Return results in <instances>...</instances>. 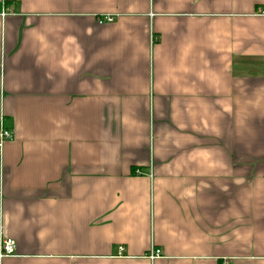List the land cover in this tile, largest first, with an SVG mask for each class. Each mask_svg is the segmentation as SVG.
<instances>
[{
    "label": "crops",
    "instance_id": "0c3cea01",
    "mask_svg": "<svg viewBox=\"0 0 264 264\" xmlns=\"http://www.w3.org/2000/svg\"><path fill=\"white\" fill-rule=\"evenodd\" d=\"M0 120V264H264V0H0Z\"/></svg>",
    "mask_w": 264,
    "mask_h": 264
},
{
    "label": "built area",
    "instance_id": "2783aa9c",
    "mask_svg": "<svg viewBox=\"0 0 264 264\" xmlns=\"http://www.w3.org/2000/svg\"><path fill=\"white\" fill-rule=\"evenodd\" d=\"M13 137V133L9 128L3 125L2 120H0V150L3 144ZM15 242L11 238H3L0 242V255H10L14 252ZM119 253L123 251V247L119 246ZM149 258L154 259L160 255V250L158 248L152 249L148 254Z\"/></svg>",
    "mask_w": 264,
    "mask_h": 264
}]
</instances>
